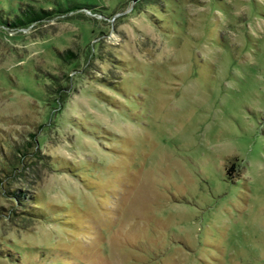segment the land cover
Wrapping results in <instances>:
<instances>
[{"label": "rangeland", "instance_id": "1", "mask_svg": "<svg viewBox=\"0 0 264 264\" xmlns=\"http://www.w3.org/2000/svg\"><path fill=\"white\" fill-rule=\"evenodd\" d=\"M0 264H264V0H0Z\"/></svg>", "mask_w": 264, "mask_h": 264}, {"label": "trees", "instance_id": "2", "mask_svg": "<svg viewBox=\"0 0 264 264\" xmlns=\"http://www.w3.org/2000/svg\"><path fill=\"white\" fill-rule=\"evenodd\" d=\"M77 6H80V5L75 4L73 7H77ZM52 11L53 10L45 11L42 8L36 9V8L32 7L30 9L23 10L21 14L16 15L13 19H11L9 21H8L9 18L6 19L4 22L9 24L10 26H13V27L25 26L31 22L39 21V20L45 18L46 16L50 15L52 13ZM68 51H71V50H68ZM18 152L23 153V155H25V152L21 149L18 150ZM18 161L19 162L21 161V163H23V156L22 155H20V157H18ZM17 195H19V194L17 193Z\"/></svg>", "mask_w": 264, "mask_h": 264}]
</instances>
